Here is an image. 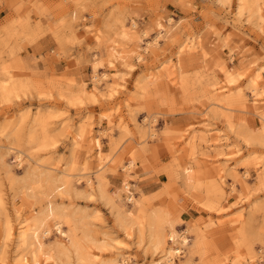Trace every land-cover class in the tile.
Wrapping results in <instances>:
<instances>
[{"label":"rangeland","instance_id":"1","mask_svg":"<svg viewBox=\"0 0 264 264\" xmlns=\"http://www.w3.org/2000/svg\"><path fill=\"white\" fill-rule=\"evenodd\" d=\"M11 11L0 20V264H30L15 235L49 205L85 258L59 252L51 228L34 240L39 264H98L92 252L151 264L171 245L175 264H264V0H18ZM45 34L53 44L33 54Z\"/></svg>","mask_w":264,"mask_h":264},{"label":"bare ground","instance_id":"2","mask_svg":"<svg viewBox=\"0 0 264 264\" xmlns=\"http://www.w3.org/2000/svg\"><path fill=\"white\" fill-rule=\"evenodd\" d=\"M160 36H162V34L160 32L157 33L155 36L152 37V41L149 40L146 42L147 45L149 43L156 42ZM145 47H147V46H145ZM145 47H143V49H145ZM109 53H110V56L114 60H116L118 62H122L124 65H128L130 67L134 66L132 64L126 63L127 57L125 56L123 51L116 49L114 46H110ZM140 56H141V54L138 53L136 55L137 59H139V60L143 59V57L142 56L140 57ZM148 75L149 74L146 73V76H148ZM107 77H108V75L106 72H102V74L99 76V78H104V79H106ZM255 78H257V76H255ZM220 88H222V86ZM253 92H254V95L261 94V93L258 94V91L256 88H253ZM19 154L16 156V158L20 157ZM128 167H131V162L128 164ZM127 169H129V168H127ZM62 183L61 184L59 183L60 185H58V184L53 185L54 189L59 191V192H62V190H61V186H63ZM40 184L39 185L37 184L38 186H36V187L39 188ZM100 184H101V186L99 185V182H98L99 186H97L96 189L98 190V192L102 198H108L106 191L103 189L104 186H102V183H100ZM41 186H40V190H42ZM36 187H34V188H36ZM125 188L128 191V194H126L127 200H130V201L133 200V198H134L133 191L128 189V183L125 184ZM39 192H41V191H39ZM47 207L48 208L45 212L44 217H42L37 222H35L34 225L30 226L26 232L24 230H18L16 235H15V237L18 239V245L19 246L25 245L27 252H29L30 264H39L38 254L36 253L34 246H33V244L35 243L34 240L36 239L37 234L39 233V231L42 235L48 234L50 232L51 228H53L55 231H57L60 234V236L62 237L61 240H58L55 243V247L59 252H61L67 258H69L70 255H74V257H76L77 260L84 259L85 256H84L83 252L81 251L82 246L75 239V237L72 235V233L68 232L64 228L63 221L61 219L62 218L61 213L56 211L55 207H53L52 205H49ZM47 219L51 220V222H52L51 225L48 224ZM158 230L159 229L155 228L151 232V236L152 237L158 236L159 235ZM13 233L14 232L11 229H9L7 235L12 237ZM167 237L171 243L178 241L180 244H185L186 240H187L186 236L183 233H178L175 228H170L168 230ZM180 252H181L180 247H173L171 245L168 249L162 250L161 256L158 257L157 259H155L154 261H152L151 264H175L174 258L176 255H179ZM91 255H92L93 259L89 258L88 259L89 261H96L98 264H114L113 262L107 263L106 260L103 258L99 259L98 254L95 252H92ZM123 261H126V259L124 258Z\"/></svg>","mask_w":264,"mask_h":264},{"label":"crops","instance_id":"3","mask_svg":"<svg viewBox=\"0 0 264 264\" xmlns=\"http://www.w3.org/2000/svg\"><path fill=\"white\" fill-rule=\"evenodd\" d=\"M51 1L58 0H43L44 3H50ZM18 2V0H0V20L3 18H11L12 7ZM71 6V4L69 5ZM53 39L50 34H45L38 41L30 46V51L35 54L45 53L53 44Z\"/></svg>","mask_w":264,"mask_h":264}]
</instances>
